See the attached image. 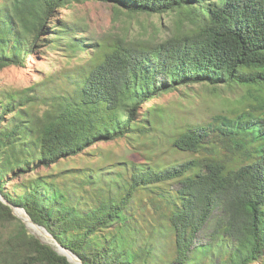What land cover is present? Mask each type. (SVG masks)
<instances>
[{
	"label": "trees",
	"instance_id": "obj_1",
	"mask_svg": "<svg viewBox=\"0 0 264 264\" xmlns=\"http://www.w3.org/2000/svg\"><path fill=\"white\" fill-rule=\"evenodd\" d=\"M73 1L0 0V69L42 47L87 59L48 74L46 98L0 94V193L84 264H264V0H104L175 14L170 35L141 44L83 36L61 15ZM196 83L249 86L254 100L204 123L143 110ZM147 137L189 156L29 175L99 142ZM0 264L72 263L0 200Z\"/></svg>",
	"mask_w": 264,
	"mask_h": 264
},
{
	"label": "rangeland",
	"instance_id": "obj_2",
	"mask_svg": "<svg viewBox=\"0 0 264 264\" xmlns=\"http://www.w3.org/2000/svg\"><path fill=\"white\" fill-rule=\"evenodd\" d=\"M61 12V15L69 22L82 24L84 28L82 35L94 40L123 39L130 44H141L146 40L155 41L170 35L176 26V16L173 13H131L104 0L73 1ZM66 55L67 53L63 50L42 47L28 57L26 65H12L0 69V94L28 88L32 94L46 98L55 89L53 87L55 83L46 80L48 74H57L61 69L80 65L87 60ZM256 94L263 96L264 91L259 89ZM44 98H40V101ZM253 100L249 86H242L236 91H231L222 85L196 83L191 86H180L179 91L158 96L148 102L143 110L151 107L166 112L177 123L184 121L204 123L216 113H231ZM35 108L38 112H43L46 106L38 104ZM166 146L167 141L163 140L161 146L156 147L151 137L140 141L120 138L109 142H99L74 158L63 160L49 168L39 167L29 175L63 172L70 174L82 170L92 172L100 168L104 171V169L115 167L119 161H139L144 158L166 161L189 156L186 153L164 152ZM63 177L64 175H61L59 179ZM16 181L18 180L8 182L7 190L11 189ZM36 231L45 237L43 232ZM49 239L55 244L52 238Z\"/></svg>",
	"mask_w": 264,
	"mask_h": 264
},
{
	"label": "water",
	"instance_id": "obj_3",
	"mask_svg": "<svg viewBox=\"0 0 264 264\" xmlns=\"http://www.w3.org/2000/svg\"><path fill=\"white\" fill-rule=\"evenodd\" d=\"M0 200H2L5 204L9 205L12 208L13 213L24 222V224L32 234L40 238L44 243L53 245L56 248V250L59 253L65 255L72 264H84L83 260L76 253H74L72 250L68 249L67 247L63 246L55 238V236L52 235L44 226L36 223L23 207L17 206L9 202L7 198H5V196L2 195L1 193H0ZM36 230H40L41 232H43V234H45V237L39 235ZM49 238H52L55 241V244Z\"/></svg>",
	"mask_w": 264,
	"mask_h": 264
}]
</instances>
